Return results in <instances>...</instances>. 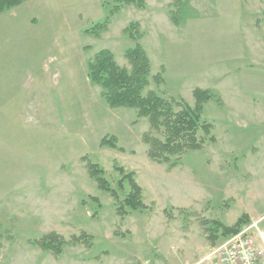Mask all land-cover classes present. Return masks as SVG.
Wrapping results in <instances>:
<instances>
[{
    "label": "rangeland",
    "instance_id": "374dc122",
    "mask_svg": "<svg viewBox=\"0 0 264 264\" xmlns=\"http://www.w3.org/2000/svg\"><path fill=\"white\" fill-rule=\"evenodd\" d=\"M115 4L27 0L0 14V264H196L242 215L240 230L264 231V217L244 214L264 215V0H145L96 33ZM131 23L151 65L144 93L190 107L195 89L213 96L202 119L215 143L170 169L147 157L148 121L110 109L87 77L103 49L128 68ZM111 137L116 149L99 146ZM84 158L112 190L117 167L131 173L145 208L118 215ZM51 232L63 240L59 254L40 246ZM82 233L90 246L73 241Z\"/></svg>",
    "mask_w": 264,
    "mask_h": 264
},
{
    "label": "trees",
    "instance_id": "16d2710c",
    "mask_svg": "<svg viewBox=\"0 0 264 264\" xmlns=\"http://www.w3.org/2000/svg\"><path fill=\"white\" fill-rule=\"evenodd\" d=\"M27 0H0V14L12 9ZM116 3L109 11L103 23L95 24L92 29L103 30L111 15L119 12L123 5H132L138 9L145 6V0H112ZM185 0H177V8L183 6ZM174 24L178 25L177 14L171 16ZM124 32L133 46L126 49L124 57L128 68L119 66L114 55L106 49L100 50L88 61L87 77L91 84L100 88V96L110 109H132L136 114V121L146 119L149 130L142 135V142L147 146V157L160 165L175 167L188 152L200 151L206 141L215 143L212 135L213 126L202 119L203 104L212 99L208 91L195 89L193 98L195 105L190 107L182 99L172 97L164 98L153 91L144 93L151 78V65L148 55L142 48V38L137 23H131ZM161 84L163 79L157 74L152 77ZM116 139L102 138L99 146H107L116 149ZM87 173L93 179L100 190L108 192L116 203V212L121 217L126 216L128 211H138L145 208L141 201V189L133 180L131 173H126L123 168L117 167L122 176L117 182L116 190H112L104 178V171L97 164L91 163L87 158ZM128 184V191L122 200L119 193L124 192V185ZM246 216H240L232 226H221L224 235L232 236L240 231L241 226L246 223ZM218 225L217 222H213ZM75 243L91 244V236L82 233L78 237H72ZM63 240L54 233H49L40 239V246L44 250H51L55 254L61 252Z\"/></svg>",
    "mask_w": 264,
    "mask_h": 264
},
{
    "label": "built area",
    "instance_id": "2783aa9c",
    "mask_svg": "<svg viewBox=\"0 0 264 264\" xmlns=\"http://www.w3.org/2000/svg\"><path fill=\"white\" fill-rule=\"evenodd\" d=\"M196 264H264L263 233L255 224L246 226Z\"/></svg>",
    "mask_w": 264,
    "mask_h": 264
},
{
    "label": "crops",
    "instance_id": "0c3cea01",
    "mask_svg": "<svg viewBox=\"0 0 264 264\" xmlns=\"http://www.w3.org/2000/svg\"><path fill=\"white\" fill-rule=\"evenodd\" d=\"M244 214H246L249 218V220L251 222L253 221H261L264 217V215H261V214H256L255 215H250L248 212H244ZM263 233V240H264V231H261ZM258 242H261L259 239H258Z\"/></svg>",
    "mask_w": 264,
    "mask_h": 264
}]
</instances>
